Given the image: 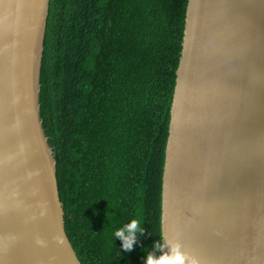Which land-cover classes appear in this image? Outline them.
Here are the masks:
<instances>
[{
	"label": "water",
	"instance_id": "95a60500",
	"mask_svg": "<svg viewBox=\"0 0 264 264\" xmlns=\"http://www.w3.org/2000/svg\"><path fill=\"white\" fill-rule=\"evenodd\" d=\"M50 3L0 0V264H83L41 118ZM169 134L162 254L264 264V0H189Z\"/></svg>",
	"mask_w": 264,
	"mask_h": 264
},
{
	"label": "trees",
	"instance_id": "16d2710c",
	"mask_svg": "<svg viewBox=\"0 0 264 264\" xmlns=\"http://www.w3.org/2000/svg\"><path fill=\"white\" fill-rule=\"evenodd\" d=\"M189 0H51L41 118L83 264L162 254L166 149ZM141 222L132 251L115 232ZM157 242L161 247L157 248Z\"/></svg>",
	"mask_w": 264,
	"mask_h": 264
},
{
	"label": "clouds",
	"instance_id": "9594fccd",
	"mask_svg": "<svg viewBox=\"0 0 264 264\" xmlns=\"http://www.w3.org/2000/svg\"><path fill=\"white\" fill-rule=\"evenodd\" d=\"M145 229L141 222L133 220L130 224L115 232V239H123L124 249L132 251L137 242L138 236L144 235ZM43 246V241H38ZM157 248L161 247L160 242H157ZM146 264H199L198 260L191 259L187 256L182 248V245L176 244L171 248L170 252L157 255L149 251L146 259Z\"/></svg>",
	"mask_w": 264,
	"mask_h": 264
}]
</instances>
